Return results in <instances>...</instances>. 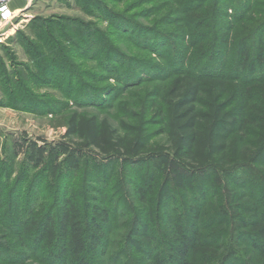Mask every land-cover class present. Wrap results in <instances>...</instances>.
<instances>
[{
    "label": "trees",
    "instance_id": "obj_1",
    "mask_svg": "<svg viewBox=\"0 0 264 264\" xmlns=\"http://www.w3.org/2000/svg\"><path fill=\"white\" fill-rule=\"evenodd\" d=\"M72 1L85 18L34 17L9 40L25 63L2 47V96L54 87L65 103L42 104L61 140L21 134L0 163V263L264 264V0H142L122 13L125 0ZM144 4L156 27L126 17ZM152 55L181 67L158 77ZM227 55L228 68L203 72ZM110 80L121 94L159 85L124 103L118 127L67 111L116 103V89L93 88ZM91 156L103 162L90 173Z\"/></svg>",
    "mask_w": 264,
    "mask_h": 264
},
{
    "label": "rangeland",
    "instance_id": "obj_2",
    "mask_svg": "<svg viewBox=\"0 0 264 264\" xmlns=\"http://www.w3.org/2000/svg\"><path fill=\"white\" fill-rule=\"evenodd\" d=\"M13 1V0H12ZM12 1H11V8H12ZM139 1L142 2V0H125L122 4L120 3L118 8L114 9L117 11H120L121 13L126 9L130 10L132 5H136ZM232 5V2L230 3ZM244 4V3H243ZM112 6V4H110ZM130 5V6H129ZM156 4H147V5H141L140 8H137L135 10H132L133 12H126V17L132 18L135 17L134 22L142 23L151 27H156L154 25L156 15L150 16L147 20L144 18H139L138 14L143 13V11L148 10L150 7L155 6ZM133 6V7H134ZM113 7V6H112ZM21 12L16 16L14 22H12L8 27H1L0 26V56H4L2 47H7L6 49H11L17 54V62L18 63H25V56L23 54L22 48L17 44H10L9 40L13 39L16 35V33L24 32V26L33 19L34 17H41V18H48L51 16H66L70 18H85L84 15L77 9L75 6V3L72 0H36L33 5L26 6L21 5L19 7ZM238 9H236V12L232 11L229 12L232 18L234 19L237 14L240 12L239 5L237 6ZM236 13V14H235ZM156 16V17H155ZM232 19V20H233ZM158 29H161V27H158ZM175 41V42H174ZM168 43H175L177 46L182 45L177 40L168 39L166 41V44ZM117 44L125 47L130 48V46H126L125 44L119 43L117 41ZM154 46V45H153ZM151 47V45H150ZM155 47V46H154ZM131 49V48H130ZM156 52L158 53H164L167 51L168 46L165 48H155ZM125 50V49H124ZM233 56H220V59L213 62V64L206 66L204 68L203 72L209 73L212 71H218L222 69V66L225 65V67L228 68V60L230 62L232 61ZM152 59L154 60V63L161 66V70L159 71V74H156L159 76H166L169 75L171 72H177L180 69V61H175L170 67H167V65L164 64L162 60H159L158 58L155 59L152 55ZM227 61V63H226ZM7 63V62H5ZM10 72V70L8 69ZM157 77V78H158ZM99 85H105V84H98L93 85V88H107V89H116V93H114L115 102H112V100L107 101L108 104H112L109 107H106L102 110H100L97 105L90 104L86 105L85 107H76L71 102L67 105V111L68 112H77L85 115H96L100 119H106L112 126L118 127L120 119H125L126 116L123 114V106L128 105L129 108L132 106L135 108L136 103L138 102V99L141 97L142 93L149 89L150 87H156L159 85V82L156 80L152 82L151 84H143L140 85L139 89H133L130 88L127 92L121 94V88L116 87L114 82L110 80L106 85L109 87H100ZM147 87V88H146ZM14 89V87H11V90ZM145 89V90H144ZM15 91V90H14ZM32 98L27 97L26 99L23 98L21 101H17L18 97L15 98H9L8 96H2V93L0 92V163L6 160L4 158L5 154L10 153V145L12 141L21 136V134H25L26 137L30 140L37 141V139L43 140L47 143L57 142L61 140L64 129L57 127L59 121L57 120L58 115L53 113H47L46 111L42 110L45 108V106L48 108V105H42L46 102H52V101H60L62 103H65V100L60 97V94L54 87H33L30 92ZM16 95V91L15 94ZM22 102V103H21ZM15 105L19 106V109L13 108ZM20 107H24L23 109ZM121 108V109H120ZM146 131L148 133H151L156 129V126H146ZM22 156L19 157L18 160H22ZM99 162H103L101 159L95 156L89 157L88 160H86L83 163L84 170L87 169V172H93L96 168V165L99 164ZM7 169H11L12 162L10 160L7 161ZM122 166L119 165L116 167V175H118L119 171L121 170ZM130 170H133V168H129L125 170V175L128 176L129 179L134 180L135 173L130 172ZM103 173H106V169H103ZM102 173V174H103ZM96 179L100 181V183H105L109 188H111L110 182L103 181V178L100 176V174L97 175ZM130 181V180H129ZM130 181V182H131ZM65 182V179H62V183ZM8 238L4 236V234L0 233V243L3 241H6ZM8 241V240H7ZM123 256H125L126 252H121ZM30 257V256H29ZM28 257V258H29ZM126 257V256H125ZM30 259V258H29ZM26 264H35L32 262L25 261ZM2 264V263H0Z\"/></svg>",
    "mask_w": 264,
    "mask_h": 264
},
{
    "label": "built area",
    "instance_id": "obj_3",
    "mask_svg": "<svg viewBox=\"0 0 264 264\" xmlns=\"http://www.w3.org/2000/svg\"><path fill=\"white\" fill-rule=\"evenodd\" d=\"M12 0H0V26L8 27L12 22H14L16 16L21 12V10H14L11 8ZM27 4H32L36 0H22Z\"/></svg>",
    "mask_w": 264,
    "mask_h": 264
},
{
    "label": "crops",
    "instance_id": "obj_4",
    "mask_svg": "<svg viewBox=\"0 0 264 264\" xmlns=\"http://www.w3.org/2000/svg\"><path fill=\"white\" fill-rule=\"evenodd\" d=\"M34 3H35V2H34ZM34 3H32V4H30V5H33ZM21 5H24V7H26V6H30L29 4L23 2L22 0H13V1H12V8H13L14 10H18V9H20L19 7H20Z\"/></svg>",
    "mask_w": 264,
    "mask_h": 264
}]
</instances>
